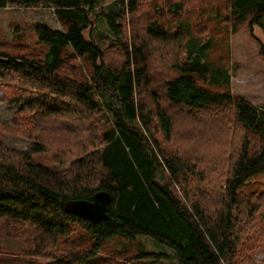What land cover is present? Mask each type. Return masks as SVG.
<instances>
[{
    "label": "trees",
    "instance_id": "1",
    "mask_svg": "<svg viewBox=\"0 0 264 264\" xmlns=\"http://www.w3.org/2000/svg\"><path fill=\"white\" fill-rule=\"evenodd\" d=\"M7 1L46 3L63 30L34 24L50 48L45 61L0 51L7 105L28 120L37 116L26 150L0 140V220L28 226L35 233L29 250L46 252L51 261L44 264H110L103 251L115 243L124 264H257L253 254L264 255L257 220L264 197L243 195L239 187L264 176V103L216 86L205 64L183 55L180 26L138 16L129 19L128 38L125 18L134 17L138 0H113L103 15L123 51L115 67L85 37L93 0H0V8ZM227 1L235 32L246 25L255 39L264 0ZM173 7L177 14L182 6ZM256 41L264 60V43ZM71 55L87 65L86 73L69 62ZM49 123L77 138L75 151L53 157L60 166L68 162L66 169L31 163L46 153L39 135ZM99 191L111 197L107 220L92 223L64 210L66 202L90 201ZM79 242L88 248H76Z\"/></svg>",
    "mask_w": 264,
    "mask_h": 264
},
{
    "label": "rangeland",
    "instance_id": "2",
    "mask_svg": "<svg viewBox=\"0 0 264 264\" xmlns=\"http://www.w3.org/2000/svg\"><path fill=\"white\" fill-rule=\"evenodd\" d=\"M112 2L113 0H93V7H87L91 26L85 31V37L96 42L102 51L103 62L115 67L120 65L123 51L118 40L109 31L107 20L103 16L114 9ZM175 4L182 6L177 14L171 12ZM228 5L227 0H138L134 17L129 18L127 15L125 18L123 32L131 38L129 19L133 20L138 16L157 17L164 25L173 29L180 26L187 38L183 55L189 54L205 64L210 72V80L215 82L216 86H229L235 95L260 106L264 103V60L258 54L256 39L264 43V20L263 27L254 28L255 39L249 35L246 25H239L242 28L235 32V21ZM226 14L229 20H225ZM35 23H45L53 30H63L53 8L46 3L25 7L7 1L5 7L0 8V51L45 61L50 48L39 41L33 29ZM203 44L204 49L198 47ZM67 54L69 56L71 51L68 50ZM68 60L71 64L78 65L81 72L86 73L87 65L82 60L72 55ZM5 95L6 90L0 85V140L8 148L24 151L30 146L27 133L36 134L31 129L32 126L28 125L37 116L31 114L28 120L26 113L21 112L17 106L7 105ZM109 95L112 96L113 93ZM39 137L43 139L46 153L34 154L31 163L50 169H66L68 162L60 166L53 157L59 152L68 154L69 151H75L74 149L78 148L77 138L66 134L63 129L59 130L57 125L51 123L40 128ZM239 191L243 195L259 193L264 197V176L249 178L239 187ZM257 220L264 228V210L257 213ZM32 239L34 241L35 233L29 230L28 226L0 220V264H44L51 261L49 257H44L46 252L35 255L29 250ZM82 243H77L76 248L78 246L83 250L87 249V243ZM145 246L149 251L154 250L151 241L145 240ZM121 251V246L115 243L108 245L103 253L107 255L110 264H124L126 260L120 255ZM252 259L257 264H263L264 255L255 252ZM164 264L176 263L174 260H166Z\"/></svg>",
    "mask_w": 264,
    "mask_h": 264
},
{
    "label": "water",
    "instance_id": "3",
    "mask_svg": "<svg viewBox=\"0 0 264 264\" xmlns=\"http://www.w3.org/2000/svg\"><path fill=\"white\" fill-rule=\"evenodd\" d=\"M110 194L105 191H99L88 200H72L64 205V210L72 215L96 223L105 221L109 218L107 209L110 202Z\"/></svg>",
    "mask_w": 264,
    "mask_h": 264
}]
</instances>
